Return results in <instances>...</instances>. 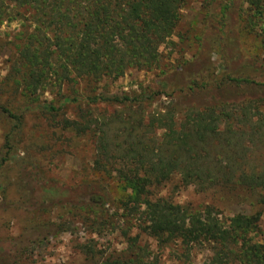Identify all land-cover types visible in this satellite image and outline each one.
<instances>
[{
	"label": "trees",
	"instance_id": "trees-1",
	"mask_svg": "<svg viewBox=\"0 0 264 264\" xmlns=\"http://www.w3.org/2000/svg\"><path fill=\"white\" fill-rule=\"evenodd\" d=\"M207 1L212 14L221 5L219 49L228 81L242 83L230 73L235 64L264 72V65L245 50L241 36L249 12L246 18L263 31L259 38L264 48V0ZM189 2L0 0V25L20 23L0 87V116L10 125L0 149V194L5 196L9 181L5 166L15 162L19 207L34 221L36 214L59 206L97 215L111 203L105 187L60 188L46 180L32 155L25 152L20 158L26 120L32 115L50 123L59 119L60 130L92 141V169L121 189L114 203L121 222L117 232L126 248L104 254L83 245L81 252L90 264H191L197 252L206 253L203 264H264V244L257 240L264 211V161L250 162L255 150L264 148V98H218L178 113L175 107L149 111L157 93L148 87L131 96L95 92L102 82H117L132 70L161 69L162 49L175 46ZM189 85L194 94L212 93ZM5 91L10 97H3ZM46 95L52 100L44 99ZM176 179L174 193L189 187L204 194L259 193L263 208L255 214L226 216L211 205L178 204L173 195H162ZM84 190L92 201H82ZM82 221L93 226V232L113 223L96 228L91 220ZM50 225L58 229L67 224ZM20 262L15 243L0 239V264Z\"/></svg>",
	"mask_w": 264,
	"mask_h": 264
},
{
	"label": "rangeland",
	"instance_id": "rangeland-1",
	"mask_svg": "<svg viewBox=\"0 0 264 264\" xmlns=\"http://www.w3.org/2000/svg\"><path fill=\"white\" fill-rule=\"evenodd\" d=\"M211 12L207 0H190L189 5L182 11V22L177 36L173 39L175 46L168 45L162 49L164 60L161 69L153 72L132 70L117 82H102L95 87V92L108 96H131L148 87L157 93L149 111L165 112L168 108L175 107L179 109L178 113L193 106L207 105L218 98L231 101L264 98V72L242 70L235 64L230 73L233 79L242 83L238 85L228 81V72L224 69L225 62L219 49L223 38L221 5H218L213 14ZM249 15V12L245 14L241 25L242 42L247 53L264 65V48L259 38L263 31L253 27L251 19L246 18ZM209 26L214 30L209 29ZM19 31V22L0 25V87L8 74ZM191 61L193 63L189 67H184L185 63ZM190 83L191 88L206 87L212 89V93L194 94L188 90ZM83 89L82 85L80 90ZM4 96L10 97L6 91ZM44 99L51 101L52 96L46 95ZM101 108L108 111L106 105ZM58 122L59 119L50 123L35 115L29 116L26 120L24 143L20 147V158H23L25 152L28 156L32 155L46 180L60 188L70 189L86 185L105 187L110 193L111 203L101 212H97V215H88L69 207H54L36 214L38 221H34L30 214L19 207L22 196L16 164H7L5 173L9 180L8 186L5 196L0 194V239L15 243L20 251V264H90L87 256L81 252L83 245L95 247L97 252L104 254L120 253L126 248L125 240L117 232L121 222L118 220L120 213L117 203H114L121 195V189L92 169V141L60 130ZM9 126L8 121L0 116V149ZM253 156L251 163H262L264 148L258 147ZM177 182L176 179L162 195H173L178 204H192L196 207L211 205L226 216L238 212L255 214L263 208L258 204L259 193L217 190L204 194L193 187L174 193ZM81 199L86 203L92 201L93 196L84 190ZM86 219L91 220L96 228L102 222L107 221L108 225L113 223L106 228L101 227L99 232H93V226L82 223ZM62 222L67 225L58 229L47 227ZM260 230L257 240L264 244V211ZM165 256L169 257V251H166ZM205 259L206 253L197 252L192 257L191 264H203ZM167 263L178 264L175 260Z\"/></svg>",
	"mask_w": 264,
	"mask_h": 264
}]
</instances>
